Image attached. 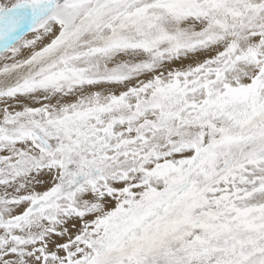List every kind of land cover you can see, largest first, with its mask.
<instances>
[{"label": "snow or ice", "instance_id": "snow-or-ice-1", "mask_svg": "<svg viewBox=\"0 0 264 264\" xmlns=\"http://www.w3.org/2000/svg\"><path fill=\"white\" fill-rule=\"evenodd\" d=\"M0 264H264V0H0Z\"/></svg>", "mask_w": 264, "mask_h": 264}]
</instances>
